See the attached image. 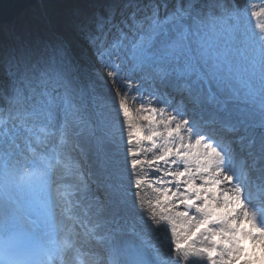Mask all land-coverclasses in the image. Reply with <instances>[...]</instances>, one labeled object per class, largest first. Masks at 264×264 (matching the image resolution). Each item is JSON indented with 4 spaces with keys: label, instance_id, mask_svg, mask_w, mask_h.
<instances>
[{
    "label": "snow or ice",
    "instance_id": "6c2138e0",
    "mask_svg": "<svg viewBox=\"0 0 264 264\" xmlns=\"http://www.w3.org/2000/svg\"><path fill=\"white\" fill-rule=\"evenodd\" d=\"M77 8L0 29V264H264V0Z\"/></svg>",
    "mask_w": 264,
    "mask_h": 264
},
{
    "label": "trees",
    "instance_id": "16d2710c",
    "mask_svg": "<svg viewBox=\"0 0 264 264\" xmlns=\"http://www.w3.org/2000/svg\"><path fill=\"white\" fill-rule=\"evenodd\" d=\"M87 2L88 0H67L65 2L53 3L50 7L49 18L55 20L66 19L79 10L77 8L78 5H83ZM41 18L44 17L38 10V7H33L28 9L22 16H20L19 20L35 21ZM6 26L8 25H3L0 27V29L5 28Z\"/></svg>",
    "mask_w": 264,
    "mask_h": 264
},
{
    "label": "water",
    "instance_id": "95a60500",
    "mask_svg": "<svg viewBox=\"0 0 264 264\" xmlns=\"http://www.w3.org/2000/svg\"><path fill=\"white\" fill-rule=\"evenodd\" d=\"M66 0H0V27L18 20L28 9L42 3L63 2ZM45 16V12L42 11Z\"/></svg>",
    "mask_w": 264,
    "mask_h": 264
},
{
    "label": "rangeland",
    "instance_id": "374dc122",
    "mask_svg": "<svg viewBox=\"0 0 264 264\" xmlns=\"http://www.w3.org/2000/svg\"><path fill=\"white\" fill-rule=\"evenodd\" d=\"M101 2H103V0H101ZM168 3H169V1H168ZM34 7H38V10L41 13H42V11H44L48 15L50 12L51 3L42 2V3H40ZM82 67H83V72H84L86 78H88L90 81L94 82L96 94L99 96L106 97L108 95V91L102 82L96 80L95 75H94V71H93L87 57H83ZM165 243H167L166 240H165Z\"/></svg>",
    "mask_w": 264,
    "mask_h": 264
}]
</instances>
